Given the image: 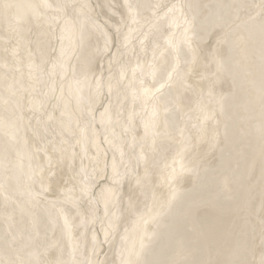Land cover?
<instances>
[{"label": "bare ground", "instance_id": "6f19581e", "mask_svg": "<svg viewBox=\"0 0 264 264\" xmlns=\"http://www.w3.org/2000/svg\"><path fill=\"white\" fill-rule=\"evenodd\" d=\"M0 264H264V0H0Z\"/></svg>", "mask_w": 264, "mask_h": 264}, {"label": "rangeland", "instance_id": "374dc122", "mask_svg": "<svg viewBox=\"0 0 264 264\" xmlns=\"http://www.w3.org/2000/svg\"><path fill=\"white\" fill-rule=\"evenodd\" d=\"M100 232H102V229H100ZM96 239H98V237L96 236ZM99 240V239H98Z\"/></svg>", "mask_w": 264, "mask_h": 264}]
</instances>
